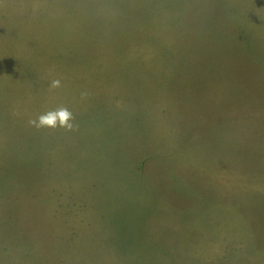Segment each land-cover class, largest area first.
<instances>
[{"label": "rangeland", "instance_id": "374dc122", "mask_svg": "<svg viewBox=\"0 0 264 264\" xmlns=\"http://www.w3.org/2000/svg\"><path fill=\"white\" fill-rule=\"evenodd\" d=\"M0 264H264V0H0Z\"/></svg>", "mask_w": 264, "mask_h": 264}, {"label": "clouds", "instance_id": "9594fccd", "mask_svg": "<svg viewBox=\"0 0 264 264\" xmlns=\"http://www.w3.org/2000/svg\"><path fill=\"white\" fill-rule=\"evenodd\" d=\"M59 81H53L52 87H58ZM72 118L71 112L64 107H60L57 110L50 111L46 114H43L39 117V125L38 126H49V127H56L58 124L59 126H66L67 128H71L72 125L69 123V120Z\"/></svg>", "mask_w": 264, "mask_h": 264}]
</instances>
